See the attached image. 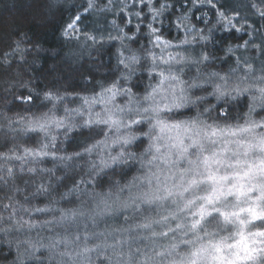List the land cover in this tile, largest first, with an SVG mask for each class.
<instances>
[{
    "label": "clouds",
    "instance_id": "obj_1",
    "mask_svg": "<svg viewBox=\"0 0 264 264\" xmlns=\"http://www.w3.org/2000/svg\"><path fill=\"white\" fill-rule=\"evenodd\" d=\"M0 264H264V0H0Z\"/></svg>",
    "mask_w": 264,
    "mask_h": 264
}]
</instances>
